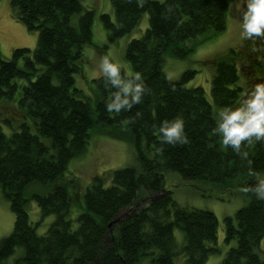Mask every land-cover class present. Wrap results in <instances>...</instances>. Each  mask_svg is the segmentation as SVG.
Here are the masks:
<instances>
[{
  "label": "trees",
  "instance_id": "obj_1",
  "mask_svg": "<svg viewBox=\"0 0 264 264\" xmlns=\"http://www.w3.org/2000/svg\"><path fill=\"white\" fill-rule=\"evenodd\" d=\"M111 2L115 21L102 15L111 41L135 29L145 13L149 16L145 33L128 43L125 58L133 72L142 73L151 93L119 115L105 110L112 89L103 86L102 76L94 79L95 106L76 86L75 76L86 64L84 47L92 42L94 12L85 10L75 23L74 16L84 10L82 0H11L12 15L38 31V42L33 51L14 49L11 58L3 57L0 48V108L4 103L15 106L0 112V185L15 214L12 233L0 240V264L18 247L24 250L21 264H140L151 250L156 264H175L180 250L188 264H205L219 251L218 219L208 209L178 204L165 188V173L222 189L235 188L242 180L254 183L247 163L222 148L212 134L215 113L204 88L187 87L189 72L174 81L163 68L165 53L185 57L193 50L189 42L226 28L229 0ZM239 60L215 62L212 99L217 108L232 107L241 99ZM177 115L185 120L189 143L164 145L157 154L161 145L154 128ZM3 125L12 133H5ZM95 127L121 131L113 134L133 144L139 164L112 171L108 184L105 174L94 177L84 208L74 216L75 195L65 175L71 159L85 152ZM245 150L253 168L264 172V143ZM33 184L44 188L29 196ZM31 197L42 218L55 216L43 235L29 219ZM176 227L184 233L182 248L177 247ZM263 237L264 201L252 194L234 217H225L224 240L236 245L222 264H264L259 250Z\"/></svg>",
  "mask_w": 264,
  "mask_h": 264
},
{
  "label": "rangeland",
  "instance_id": "obj_2",
  "mask_svg": "<svg viewBox=\"0 0 264 264\" xmlns=\"http://www.w3.org/2000/svg\"><path fill=\"white\" fill-rule=\"evenodd\" d=\"M163 1V0H161ZM84 10L76 14L73 22L77 23L79 17L85 10L94 12L92 25V42L84 47V56L86 64L84 72L77 74L76 86L80 89L83 97L91 100L94 105L97 97V91L94 79L102 76L97 68V62L101 55L110 54L116 60L125 64L129 71L133 72L130 63L125 58L126 48L132 39L140 38L145 33L149 25L148 13L143 15L139 25L130 33L118 38L116 41L110 40V32L105 27L102 19L103 14H108L115 21V12L111 0H82ZM243 0H229V7L226 17V28L212 36L201 35L195 40L189 42L193 45V50L185 57H177L170 53H165L163 63L164 73L170 80L177 81L181 76L189 72V79L186 82L187 87L201 86L204 88L207 99L212 104L213 111L217 108L212 99V78L215 74V62L220 58L239 57L237 67L240 72V84L244 89L251 88L256 82L264 80V63H257L256 54L250 52V42L241 40L239 11L237 6H242ZM209 37V38H206ZM38 31L29 30L28 27L15 19L12 15L11 0L0 1V48L1 55L5 58L12 57V51L16 48H28L32 51L37 47ZM235 51V54L232 52ZM247 54V56H244ZM237 55V56H236ZM95 74V75H94ZM96 93V94H95ZM236 103L232 107L239 104ZM15 108L11 103H4L0 108L2 111H10ZM113 127H95L91 131V138L85 152L71 159L66 171V180L70 183L68 186L71 195H75L73 202V215L76 216L84 208V195L97 175L105 174V183L108 184L111 172L125 167H136L138 159L134 146L128 140L122 139V136L116 138L113 133L121 132ZM3 130L11 134L12 130L3 125ZM148 153V152H147ZM264 176V172L260 173ZM165 188L173 191L175 201L186 207L208 209L212 211L218 219L217 248L218 252L211 253L205 264H222L230 247L235 246L233 240L230 243L225 242V217H234L236 212L246 206L251 199V192L241 191L242 187L249 186L244 180L237 182V187L231 189H222L212 183L197 180H188L180 174L168 171L165 173ZM239 185V186H238ZM42 185L33 184L29 187L28 195L33 196L34 192L41 191ZM27 210L32 224L36 225L37 233L43 235L48 230L55 216L50 215L42 218L40 208L34 198L28 201ZM126 214L123 211L122 216ZM15 225V214L12 211L11 202L5 196L0 185V240L9 236ZM177 247L182 248L186 240L184 233L180 228L174 229ZM260 254L264 255V237L260 243ZM153 252V254H152ZM154 250L145 256L140 264H156L153 261L155 257ZM24 255L22 247L16 248L13 255L9 256L4 264H21L19 261ZM158 255V254H157ZM175 264H188L183 251L175 258Z\"/></svg>",
  "mask_w": 264,
  "mask_h": 264
},
{
  "label": "clouds",
  "instance_id": "obj_3",
  "mask_svg": "<svg viewBox=\"0 0 264 264\" xmlns=\"http://www.w3.org/2000/svg\"><path fill=\"white\" fill-rule=\"evenodd\" d=\"M237 11L240 13L241 40L249 41L250 52L256 54L257 61L264 63V0H243V5L237 6ZM97 68L102 75L103 86L112 89L110 98L105 101V110L110 114L130 111L142 102L146 94L151 93L140 71H129L125 64L110 54L99 57ZM136 115L140 116L141 113L137 111ZM214 119L215 127L211 131L218 138L220 146L231 149L245 161L248 174L254 178V183L242 187L241 191L251 192L256 200L264 201V176L253 168L249 152L245 150L255 143H264V80L243 89L239 104L236 107H221ZM154 131L161 145L156 149L157 154L163 153L164 145L189 143L185 120L181 115L162 120Z\"/></svg>",
  "mask_w": 264,
  "mask_h": 264
}]
</instances>
